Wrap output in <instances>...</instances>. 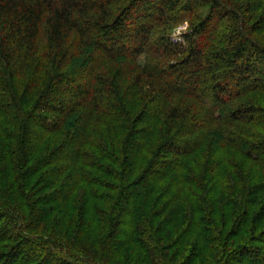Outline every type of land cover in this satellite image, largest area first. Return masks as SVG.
<instances>
[{"label":"trees","instance_id":"obj_1","mask_svg":"<svg viewBox=\"0 0 264 264\" xmlns=\"http://www.w3.org/2000/svg\"><path fill=\"white\" fill-rule=\"evenodd\" d=\"M0 264H264V0H0Z\"/></svg>","mask_w":264,"mask_h":264},{"label":"rangeland","instance_id":"obj_2","mask_svg":"<svg viewBox=\"0 0 264 264\" xmlns=\"http://www.w3.org/2000/svg\"><path fill=\"white\" fill-rule=\"evenodd\" d=\"M186 28V23L180 25L176 31L173 33V37L177 38L179 36H181V32L184 31ZM140 61H142V59H140Z\"/></svg>","mask_w":264,"mask_h":264}]
</instances>
